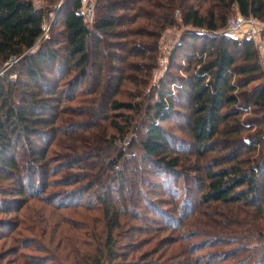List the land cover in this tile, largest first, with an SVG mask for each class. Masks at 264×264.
<instances>
[{
  "label": "trees",
  "instance_id": "obj_1",
  "mask_svg": "<svg viewBox=\"0 0 264 264\" xmlns=\"http://www.w3.org/2000/svg\"><path fill=\"white\" fill-rule=\"evenodd\" d=\"M45 1L0 0V264H264V131L245 132L264 114L242 118L264 112V81L249 87L262 64L251 40L213 35L233 12L263 22L264 0H91L90 24L85 0ZM180 24L206 34L187 31L168 58L180 74L141 92L161 34ZM130 84L138 92L117 98ZM179 118L193 178L163 127ZM173 176L195 182L199 205L237 211L182 234L187 195L171 230L152 234L139 209L160 210L146 189Z\"/></svg>",
  "mask_w": 264,
  "mask_h": 264
},
{
  "label": "rangeland",
  "instance_id": "obj_2",
  "mask_svg": "<svg viewBox=\"0 0 264 264\" xmlns=\"http://www.w3.org/2000/svg\"><path fill=\"white\" fill-rule=\"evenodd\" d=\"M62 1V0H60ZM91 0H85L83 2V5H87ZM34 5L36 7H40L41 5H43L44 7L46 6L47 2L44 0H33ZM56 9V8H55ZM55 11V10H54ZM235 12H233L228 19L231 16H234ZM53 16H54V12L50 13L49 18L46 19L45 24H50V22L53 20ZM228 21V20H227ZM260 25H259V32L256 38V41H252L255 48L257 49L258 52V57L260 59V62L262 64V69H263V75H264V21H260ZM88 24L91 23V21H87ZM171 30L168 33H164L165 34V38H163L162 40L160 39L158 41V53L156 55V66L155 68L152 70V77L151 80L149 81L148 85L144 88L141 89V92L143 93H149L150 88L152 85H154L158 79L165 73V70L167 71V69L169 68L170 72H173L174 74L179 75L180 70H178L175 66H172L171 68L168 67V58L169 55L171 54V51L173 50V48L176 46H173L171 48L170 51H163L162 50V46L164 43L167 42H173L176 40L177 45L182 41L186 42L187 39L183 38L184 35H186L185 33L189 30H197L194 29L193 27L190 26H184L182 24L175 26L173 28H170ZM198 31V30H197ZM199 32V31H198ZM200 33V32H199ZM203 34H206L205 32H203ZM221 35V34H225L223 32V28L219 29L217 31V33H213V35ZM236 39H242L244 38V36L239 35V33L235 34ZM169 40V41H168ZM201 43V42H200ZM104 51L106 52L107 50L104 49ZM135 61H138L140 59H133ZM180 64V60L177 59V61H175V64ZM6 70V69H4ZM2 68H0V74L4 71ZM264 81V77L260 80V81H255L253 83H251L249 85L253 86L255 84H257L258 82ZM130 87H127L126 85L123 86V94L121 96H118L117 98L119 99H127L130 95L129 94H135L138 92V89L134 88L131 84L129 85ZM128 96V97H127ZM131 99V98H130ZM138 99V98H136ZM258 107L257 106H250L249 108V113H246L242 116V118L244 117H248V118H256L258 120H262L263 118L261 116H263L264 112L261 111H257ZM256 109V111L254 112V110ZM248 126L250 127V129H247L245 132L246 133H252L257 131L258 129H262L264 131V121L262 120L261 123L260 122H254V121H250L248 123ZM164 129L167 132V135L169 136V138L171 139L170 145L171 147L174 149L175 152H178L180 155H183L185 159H187V161L185 159H183V165L185 166L186 171H190L189 173V178L195 175V172H193L192 170L195 168L194 166L197 164L195 158L193 157L192 154V146L191 144V139L189 137V132L187 131L188 129V124L186 121H184L183 118H179L178 120L176 119H172L167 123L163 124ZM133 136L131 134H128L124 141L122 146L124 148H130L131 147V143L133 141ZM119 146V144H117ZM264 147V144H262L261 146L258 147V149H262ZM135 152H137L136 148H133ZM261 151V150H260ZM216 153H213L211 155H209L208 159H201L200 160V164L201 165H205L206 163H208L209 165V161L211 160V157L216 156ZM246 156L248 154H245ZM254 156H257V152L255 153ZM193 166V167H192ZM180 170V168H178ZM179 172V171H178ZM176 172V174L179 175V173ZM175 177V178H174ZM174 178V179H173ZM178 178V179H176ZM189 178L184 179V178H180L179 176H173L171 177V181L170 183H168V185H171V189L172 192H170V190H167V186L164 185V187L162 189H155V193L150 192V189H146V197L151 200H153L156 203V207L160 210V213L157 214L155 217H152V213H148V209L142 204V207L139 209L140 212H142L143 214L145 213V215L148 217L147 223H148V228H153L154 231L152 234H156L158 233V231H155V229L158 226H162L163 228H169L167 232L161 233V236H165L169 230H171V227H169L167 225V222L165 221L166 216H174L176 218L181 217V208H182V204L183 202L187 199V195H190V198H193L192 201L190 200V202L192 203V209L190 210L189 214H185L189 215L188 219L186 220L187 224L186 227L184 228V230L182 229V231L180 233H185V232H189V231H199L200 228L203 226L202 224H199L198 226L200 228H198L197 223L195 222L197 219L198 220H207V218H214L215 221H218L221 219V215L227 213H234L237 210H234V208L232 207H227L225 205H216V204H211L208 206H201L197 203V200L194 199V195H195V191L197 189V186L195 184L194 181L189 180ZM176 188L177 192L176 194L178 196H173L174 195V189ZM170 193L171 196H169ZM185 196V197H184ZM185 199V200H184ZM174 201H176V203H173ZM189 204V202H187ZM177 204V205H176ZM184 212V211H183ZM207 214V215H206ZM183 217V216H182ZM153 220L155 222H153ZM173 220H175V218H173ZM250 226H252L251 223H249ZM174 227V226H172ZM146 228V227H145ZM239 228V227H238ZM202 230V229H201ZM149 231V230H148ZM172 234V233H171ZM179 234V233H176ZM136 235V234H135ZM140 239H144V238H148L147 235H136V237H139ZM132 239V240H131ZM136 238L131 237L126 239L127 242H130L132 244V241L135 240ZM199 240V239H198ZM193 241V240H192ZM189 241V242H192ZM156 241H154L153 243L150 244H145L143 247L145 249H149ZM137 242L133 243V245H136ZM187 244V243H185ZM129 246V245H128ZM223 249V248H222ZM206 252V251H204Z\"/></svg>",
  "mask_w": 264,
  "mask_h": 264
},
{
  "label": "built area",
  "instance_id": "obj_3",
  "mask_svg": "<svg viewBox=\"0 0 264 264\" xmlns=\"http://www.w3.org/2000/svg\"><path fill=\"white\" fill-rule=\"evenodd\" d=\"M81 13L84 16V20L91 21L93 20V5L89 2L86 6L83 5L81 9ZM178 14V11H176V15ZM260 21L253 16H245L240 13H236L234 16H231L228 21L226 26L223 28V32L225 34L235 36L236 33H239V35L244 36V38L251 40V41H256L258 32H259V25ZM49 29L48 24L43 25V30L44 34L46 35L47 31ZM171 29L168 28L166 29L162 34L160 39L162 40L165 38L164 33H168ZM200 33H203L204 30H198ZM214 33H217L214 32ZM169 41V40H168ZM177 45L176 40L173 42H167L164 43L162 46L163 51H170L173 46Z\"/></svg>",
  "mask_w": 264,
  "mask_h": 264
},
{
  "label": "crops",
  "instance_id": "obj_4",
  "mask_svg": "<svg viewBox=\"0 0 264 264\" xmlns=\"http://www.w3.org/2000/svg\"><path fill=\"white\" fill-rule=\"evenodd\" d=\"M90 3H91V1H90Z\"/></svg>",
  "mask_w": 264,
  "mask_h": 264
}]
</instances>
